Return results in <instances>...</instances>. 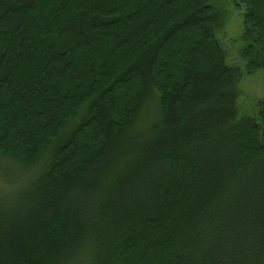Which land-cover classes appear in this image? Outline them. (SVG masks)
I'll list each match as a JSON object with an SVG mask.
<instances>
[{
	"label": "trees",
	"instance_id": "trees-1",
	"mask_svg": "<svg viewBox=\"0 0 264 264\" xmlns=\"http://www.w3.org/2000/svg\"><path fill=\"white\" fill-rule=\"evenodd\" d=\"M233 2L264 73V0ZM218 20L210 0H0V160L24 184L0 264H264V99L239 114Z\"/></svg>",
	"mask_w": 264,
	"mask_h": 264
},
{
	"label": "rangeland",
	"instance_id": "rangeland-1",
	"mask_svg": "<svg viewBox=\"0 0 264 264\" xmlns=\"http://www.w3.org/2000/svg\"><path fill=\"white\" fill-rule=\"evenodd\" d=\"M219 13L215 34L222 47L226 62L231 67H239L242 77L238 83V112L253 115L256 105L264 99V73H245V63L239 57L242 47V20L244 6H237L233 0H210ZM244 68V69H243ZM254 117V116H253ZM22 172L13 169L11 164L0 160V200L8 202L23 188Z\"/></svg>",
	"mask_w": 264,
	"mask_h": 264
}]
</instances>
